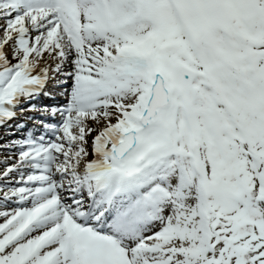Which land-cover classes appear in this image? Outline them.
<instances>
[{"label": "snow or ice", "instance_id": "6c2138e0", "mask_svg": "<svg viewBox=\"0 0 264 264\" xmlns=\"http://www.w3.org/2000/svg\"><path fill=\"white\" fill-rule=\"evenodd\" d=\"M0 264H264V0H0Z\"/></svg>", "mask_w": 264, "mask_h": 264}]
</instances>
